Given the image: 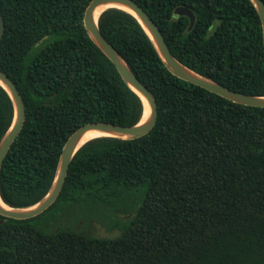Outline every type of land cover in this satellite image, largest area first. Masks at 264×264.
Masks as SVG:
<instances>
[{
	"label": "trees",
	"instance_id": "obj_1",
	"mask_svg": "<svg viewBox=\"0 0 264 264\" xmlns=\"http://www.w3.org/2000/svg\"><path fill=\"white\" fill-rule=\"evenodd\" d=\"M89 1L0 0V70L19 89L26 114L0 169L9 206L45 195L79 126L132 125L142 115L140 97L84 28ZM135 1L184 65L264 95L262 29L250 0ZM179 6L192 11L191 27L186 15H174ZM98 27L152 92L155 124L133 139L91 138L46 210L25 219L0 215V264H264V107L173 75L124 10H103ZM12 114L0 85V138ZM67 219L119 233L92 235Z\"/></svg>",
	"mask_w": 264,
	"mask_h": 264
},
{
	"label": "water",
	"instance_id": "obj_2",
	"mask_svg": "<svg viewBox=\"0 0 264 264\" xmlns=\"http://www.w3.org/2000/svg\"><path fill=\"white\" fill-rule=\"evenodd\" d=\"M254 5L260 19L262 38L264 44V1L250 0ZM102 9L97 13V10ZM110 7H115L124 10L133 15L155 48L159 58L164 66L175 76L189 81L193 84L201 86L208 91L216 93L233 102L264 107V95L248 94L240 91L230 89L229 87L206 77L180 62L170 51L161 31L156 23L149 16L143 7H141L135 0H90L87 4L83 14L84 28L94 42V44L104 53V55L114 64L118 73L120 74L126 85L133 90L141 99L143 104V111L140 119L132 125H121L105 121L88 122L79 126L74 130L65 140L55 170L53 181L45 193V195L33 205L27 207L15 208L7 205L0 196V215L5 217H12L16 219L30 218L46 210L59 195L65 177L68 171L69 163L78 149L88 140L83 142L82 138L88 131H98L106 135L121 139H133L141 137L148 133L155 124L158 107L152 92L143 84L132 69L129 67L126 60L114 48V46L103 36L98 27V17L100 13ZM174 15H186L189 18V27L194 23V15L190 9L184 6L176 7ZM4 31V21L0 13V39ZM47 36L44 35V38ZM0 85L8 93L13 114L11 122L0 138V169L5 155L7 154L10 145L17 137L25 120V107L21 93L15 83L0 70ZM147 106V113L142 120V116ZM95 136V137H99ZM94 138V137H92ZM2 203V204H1ZM2 220L0 219V222Z\"/></svg>",
	"mask_w": 264,
	"mask_h": 264
},
{
	"label": "rangeland",
	"instance_id": "obj_3",
	"mask_svg": "<svg viewBox=\"0 0 264 264\" xmlns=\"http://www.w3.org/2000/svg\"><path fill=\"white\" fill-rule=\"evenodd\" d=\"M65 225L72 226L73 228L77 230L88 232L96 236H114L119 233L118 228L108 229L106 228L105 225L95 223V222H90L89 224H85L84 221L79 220V219L76 220V223H74V221L70 222V220L67 219L65 221Z\"/></svg>",
	"mask_w": 264,
	"mask_h": 264
},
{
	"label": "bare ground",
	"instance_id": "obj_4",
	"mask_svg": "<svg viewBox=\"0 0 264 264\" xmlns=\"http://www.w3.org/2000/svg\"><path fill=\"white\" fill-rule=\"evenodd\" d=\"M101 9H102V7H100V8L97 10V13H98ZM146 113H147V106H146V104H145V110H144V113H143V116H142V120L145 118ZM99 135H106V134L101 133V132H98V131H88V132H86L85 135L83 136L81 142H83V141H85V140H87V139H90V138H92V137L99 136ZM1 204H2V203H1Z\"/></svg>",
	"mask_w": 264,
	"mask_h": 264
}]
</instances>
